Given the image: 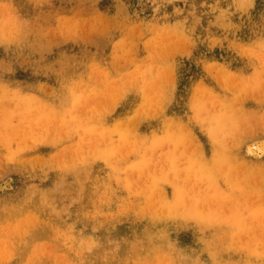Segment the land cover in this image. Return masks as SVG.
Listing matches in <instances>:
<instances>
[{"label":"rangeland","instance_id":"rangeland-1","mask_svg":"<svg viewBox=\"0 0 264 264\" xmlns=\"http://www.w3.org/2000/svg\"><path fill=\"white\" fill-rule=\"evenodd\" d=\"M195 82L225 159L166 118ZM0 264H264V0H0Z\"/></svg>","mask_w":264,"mask_h":264},{"label":"bare ground","instance_id":"bare-ground-1","mask_svg":"<svg viewBox=\"0 0 264 264\" xmlns=\"http://www.w3.org/2000/svg\"><path fill=\"white\" fill-rule=\"evenodd\" d=\"M236 14L239 16L241 15L239 10H236V13L231 12V15L235 16V19H234L235 23H237L239 20L238 19L239 16H237ZM67 16L69 18H72L73 13L69 12V13H67ZM55 33H56V29L46 28L44 31L42 29H40L38 34H33L31 37L19 41L20 43H17V42L16 43H7L5 46V51H1V52L3 54H8L9 56H14V58H15V56H18L20 53H25L27 50H30L32 52L36 51V53L38 55H41L43 53L42 47L45 45V43L41 39H38V38H40V37L44 38V36H45V39H49L50 35L55 36ZM30 40H32V43L29 44ZM214 44L218 45L219 43H214ZM36 45H37V47H35ZM208 54H209L208 57L204 61L205 62L214 61L213 57L217 56V54H214V53H208ZM208 58H210L211 60L207 61ZM204 71H207V70L204 69ZM196 83L197 82L191 84V88H190V86L187 88L186 98H187L188 103L183 104V109H182V113H181L182 118L176 117L173 114V112L169 113L166 118H167L170 126H171V124H173V126L176 125L177 127L182 125V121L184 122L183 118L186 119V121H188L191 124L190 127L194 131V134H196V135L199 134L200 136L204 137L210 145H213V142H215L216 147H217L216 155L209 154V157L210 158H216V157H218L217 155H219L220 159H225V157L224 158L220 157V155L223 152V149L221 146V145H223V140L221 138H219V136H221L222 131L226 130L227 127H229L231 125L224 124L223 122H221L219 120V115L216 116V114L218 113L217 111L219 110V104H223V103H218L217 101L219 99L216 101L215 105L213 102L206 103L205 101H201V100L197 99L195 96L198 95L200 92L192 89V87L195 86ZM15 86L17 87V85H14L13 87H15ZM197 89H198V87H197ZM213 90L216 92V94H219V88L213 89ZM222 95L225 96L226 93L222 92ZM209 100L211 101V99H209ZM225 103H226V101H224V105H231L229 102L226 104ZM197 108H199V111H200L199 115L196 114ZM191 111H195V112L190 115ZM140 112L141 111H139L137 108H135L133 106V109L131 110L130 113L126 112L125 122L124 123H115V125L117 126L118 129H121V130H123L122 127H124V126L134 127V125L136 124L138 119L141 117ZM187 115L188 116L190 115V117H185ZM230 121H231L230 124H232L233 128L236 127V125L237 126H239L241 124L247 125L246 123L242 122L241 119L237 120V118L233 117V116H231ZM147 124H150V123L147 122ZM147 127L150 128L151 130H153V129L157 130L156 138H162V137L166 136L167 125L164 124V122L162 120H159L158 123H151L150 125H147ZM148 134H149V131H148ZM251 155H253V154H251ZM206 157H204L200 161V163H199L200 168L208 171L207 174L210 175L211 177H214V174L218 173L219 171L216 167L213 166L214 165L213 161L212 160L209 161L208 157L207 158ZM207 161H209V162H207ZM171 185L173 187V190L176 191L173 195V207L176 209V211H178L179 207H181V206L183 207L184 203L185 204L187 203L186 200L183 201V198L190 200L191 197L186 192H184V191L181 192V183L178 179H177V184L171 183ZM193 203L195 206L201 208L204 204V201L202 202V201L194 200ZM194 205H189V206L185 205V207H187V208H186V212H184L183 214L187 215V212L191 211L193 214H195V216H197V218H199L200 223H198V224L203 228L206 226L205 225L206 222H209L210 216L204 215L203 213L199 212ZM187 209H188V211H187ZM172 228H174V227H172ZM199 230H201V229L197 228V230H195V233H196V231L199 233L198 239H200L201 235H202V232H200Z\"/></svg>","mask_w":264,"mask_h":264}]
</instances>
